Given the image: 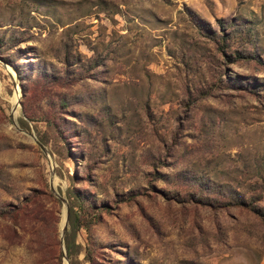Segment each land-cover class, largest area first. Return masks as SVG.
Listing matches in <instances>:
<instances>
[{"label":"rangeland","instance_id":"374dc122","mask_svg":"<svg viewBox=\"0 0 264 264\" xmlns=\"http://www.w3.org/2000/svg\"><path fill=\"white\" fill-rule=\"evenodd\" d=\"M0 264H264V0H0Z\"/></svg>","mask_w":264,"mask_h":264},{"label":"trees","instance_id":"16d2710c","mask_svg":"<svg viewBox=\"0 0 264 264\" xmlns=\"http://www.w3.org/2000/svg\"><path fill=\"white\" fill-rule=\"evenodd\" d=\"M22 123H25V122L22 120ZM24 127H26V129H29V126H24ZM70 195H71L72 201H74L72 203H77L79 205L80 204V199L78 198V196L75 194V192L73 190H70ZM243 203H244V201H240V202H238L236 204L237 205H243ZM75 221H76V217H75V213L73 214V206H70V220H69V222H70V224H72V227H74L73 225H74ZM73 246H74V243H71L69 241V239H66V247H67L69 256L72 255Z\"/></svg>","mask_w":264,"mask_h":264},{"label":"water","instance_id":"95a60500","mask_svg":"<svg viewBox=\"0 0 264 264\" xmlns=\"http://www.w3.org/2000/svg\"><path fill=\"white\" fill-rule=\"evenodd\" d=\"M16 107H17V106H16ZM37 143H38V145L41 147V149H42L44 152H47L46 147H45L42 143H40L39 141H37ZM51 188H52V191L56 194V196H58V197L62 200V202L66 205V207H67V211H66V224H65L64 229H63V232H62V236H64L65 232H66L67 229H68V224H69V218H70L69 207H68V205H67V200H66L64 197H62V196H61V195L55 190V188H54V184H53V181H51Z\"/></svg>","mask_w":264,"mask_h":264},{"label":"bare ground","instance_id":"6f19581e","mask_svg":"<svg viewBox=\"0 0 264 264\" xmlns=\"http://www.w3.org/2000/svg\"><path fill=\"white\" fill-rule=\"evenodd\" d=\"M19 97H20V95H19V93H17L16 98H15V100H14V104H15V105H18L17 102H18L19 99H20Z\"/></svg>","mask_w":264,"mask_h":264}]
</instances>
